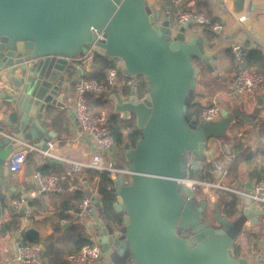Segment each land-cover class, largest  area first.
I'll return each instance as SVG.
<instances>
[{
    "label": "water",
    "instance_id": "95a60500",
    "mask_svg": "<svg viewBox=\"0 0 264 264\" xmlns=\"http://www.w3.org/2000/svg\"><path fill=\"white\" fill-rule=\"evenodd\" d=\"M228 2L236 16L255 10L253 0ZM190 28L161 22L149 0H0V78L10 85L0 94V218L2 192L17 180L9 164L23 144L49 150L57 139L50 130L55 110L70 102L69 78L82 58L94 53L119 62L128 77L143 76L148 84L145 94L136 85L127 97L111 91L113 115L134 118L141 138L135 148L125 145L129 182L118 178L112 189L122 225L94 211L106 263L252 264L234 247L247 228L259 223L264 209L241 198L234 216L222 215L220 202L211 216L208 203L181 184L214 158L215 151L207 152L212 142L245 119L239 110H223L215 123L188 116L199 65L218 74V54H210ZM100 33L104 42H97ZM49 165L63 170L61 162ZM1 231L4 236L6 227ZM38 237L33 228L25 232L29 242Z\"/></svg>",
    "mask_w": 264,
    "mask_h": 264
},
{
    "label": "crops",
    "instance_id": "0c3cea01",
    "mask_svg": "<svg viewBox=\"0 0 264 264\" xmlns=\"http://www.w3.org/2000/svg\"><path fill=\"white\" fill-rule=\"evenodd\" d=\"M184 1L186 8L192 12L203 13L200 8H198V5H208L210 16L205 13L203 14L224 26L223 34L220 36L214 35L215 38H213V40L208 39L203 34L204 30L210 32L207 28L198 26L192 29L190 28V33L204 40L210 54H218V74L215 77L212 76L213 79L207 74L208 69L199 65V69H201L200 80L202 82H197L198 84L195 92L198 94V97L196 100L202 104L203 109L211 105H219L222 110H227L229 113L239 110L245 116V119L238 121L235 127L228 130L224 138L212 142L207 152L211 153L215 151L214 158L204 163L202 165V170L196 174H201L205 169H209L212 173L217 170L220 175H215L214 183L210 184L224 185L232 190H242L247 188L250 184L253 187L254 183L264 175V147L261 143V137L263 136L261 130L264 129V89L256 90L253 93H247L241 97L235 96L233 94V80L238 71V65L236 61L230 59L229 54L233 46L242 47L245 53L251 49L261 50L264 53V44L262 43V37L264 36V0H253L255 10L251 13H243L239 16L234 15L230 11L231 5L228 0ZM149 3L155 13H161V22L169 20L175 29H181L176 25L174 11L169 0H149ZM240 16H244L245 19L243 22L239 20ZM114 66L121 70L119 62H114ZM94 71L95 67L93 60L91 64L77 66L75 75L69 78V89L71 93L70 102L65 109L55 110L57 118H55L50 125V130L57 134V139L53 141L54 150L52 149L51 151L55 155L69 157L78 161H90L92 155L97 152L93 140L82 131L74 114V102L77 97L75 84L84 76L92 78ZM258 73L264 74V61L262 72ZM1 75L2 74H0V77ZM127 78L128 76L121 70L119 81L113 88L118 89L120 95L123 97H127L131 90H129L128 94H125L124 89L135 85V83L140 80V78L137 77H130L128 80ZM3 84L5 85L3 91L8 90L10 85ZM1 93L2 91H0V94ZM110 96L111 92L107 96L98 97L105 98L109 101L110 109L101 111L106 112L109 119L113 115L114 109V104L110 100ZM40 157L42 160L41 162L39 160ZM121 161L123 165L124 163L127 165V160L125 158H122ZM49 162L52 161L39 153L30 154L27 157L23 170L18 173V175H14L17 177V180H12L10 182V188L2 192L5 195V200L1 201L0 264H15L16 250L20 241L23 243L42 242L54 234L55 226H57L59 222L67 228L70 227V223H79L84 227V232L89 239L92 235L95 240L98 239L97 231L94 228H97L96 226L99 224V216H95V218L88 220H80L75 212L78 204L75 210L66 211V207L69 203L71 205L76 203L73 199L75 195L74 192L80 191L85 194L88 189H94L99 185L100 180L97 181L95 176L91 178L88 171L78 178H67L64 181V185L67 189L64 194L46 195L44 198L32 200L30 202L32 206H30L29 203L28 209L22 208L18 212L15 211L19 214L21 210L24 209L25 211L23 215L20 214L21 218L19 219L21 223L20 228L24 227L21 233L20 228L13 232L4 225V222L7 220V211L3 209V206H8L13 209L11 206L12 201L27 195L35 184L33 181L34 172L38 170L42 172L45 170L49 173L63 172L64 169L58 171L51 166V169H46L45 166L49 165ZM210 165L213 166V168H211ZM225 172H227V175H224ZM14 190L15 192H12ZM9 194H11V196ZM195 194L198 199H201V197H199V192ZM65 214L70 215L71 218L60 221L61 215ZM108 221L111 222L110 220ZM90 222L93 224L91 228L89 227ZM260 225H264V216L259 217V223L257 225L249 227L247 230L251 231ZM2 226L6 227L4 236L1 231ZM32 228L39 233V237L34 242H29L25 238V232ZM245 232L240 237L235 251H237L240 256L250 258L252 264H258L261 260L264 261V241L257 240L258 238L251 235L250 240L252 248L247 250L248 247L246 242L241 241L246 234ZM40 245L44 247L43 244Z\"/></svg>",
    "mask_w": 264,
    "mask_h": 264
},
{
    "label": "built area",
    "instance_id": "2783aa9c",
    "mask_svg": "<svg viewBox=\"0 0 264 264\" xmlns=\"http://www.w3.org/2000/svg\"><path fill=\"white\" fill-rule=\"evenodd\" d=\"M174 11L176 25L183 28L185 25L205 27L214 35H222L224 26L214 22L211 18L203 13L192 12L185 6L184 0H169ZM244 16H240L239 20L244 21ZM103 33L98 34L97 42H104ZM264 44V36L262 37ZM231 52L237 65L242 66L246 53L240 46H233ZM96 54L91 53L82 58V64H91ZM121 70L117 67H112L106 74L104 82H99L89 76L80 78L75 84V92L77 94L74 102V114L82 131L86 133L94 142L97 152L92 155L90 161H78L69 157L58 156L52 153L53 145L49 143V150L41 151L27 144L25 148L15 155L12 162L9 164V171L18 175L23 170L27 161V157L32 153H39L43 157L51 161L61 162L63 164V172H50L44 174L38 170L33 174L34 187L29 190L25 197H20L12 201L11 206L14 211H19L22 208H27L32 200L44 198L46 195H58L66 192L64 181L67 178H78L87 171H92L96 175V180H100L102 173H108L112 179L117 180L119 176L124 177L127 183L130 180V171L119 165L122 158L126 159L125 146H119L115 137L110 133V124L108 114L106 112H93L89 105L90 97L107 96L119 81ZM5 89V85L0 80V91ZM264 89V74L251 72L248 70H239L233 80V94L241 97L247 93H253L256 90ZM222 109L219 105H211L204 109L198 118L201 122L215 123L222 119ZM261 143L264 147V135L261 137ZM227 175V172L224 173ZM128 179H126V178ZM187 186L193 193L201 185L214 187L236 194L240 199L249 198L253 205L264 209V175L256 181L248 192L247 188L242 190H232L224 185H213L205 181L192 180L187 178L181 182ZM98 198V187L88 189L79 201L76 215L80 220H88L94 218L96 206L93 201ZM24 227L20 228V233ZM93 236V235H92ZM91 236V244L84 246L80 251L68 255L69 264H106L104 253L99 244L98 239L95 240ZM15 262L17 264H46L45 248L40 244L35 243H20L17 246Z\"/></svg>",
    "mask_w": 264,
    "mask_h": 264
},
{
    "label": "trees",
    "instance_id": "16d2710c",
    "mask_svg": "<svg viewBox=\"0 0 264 264\" xmlns=\"http://www.w3.org/2000/svg\"><path fill=\"white\" fill-rule=\"evenodd\" d=\"M198 8H200L201 12L210 16L209 6L206 4H199ZM214 21V20H213ZM216 22V21H214ZM203 34L210 40H213L214 34L208 32L206 30L203 31ZM230 59L234 60V56L230 50ZM264 61V53L261 50L251 49L246 51L245 61L242 66L237 67L239 70H248L251 72H262ZM94 67L95 71L92 75V78L99 81L104 82L106 79V74L109 69L114 66V62L109 61L106 57L95 55L94 57ZM237 71V72H238ZM130 77L127 78V80ZM140 78L138 82L135 83L137 90L141 94H145L147 92V81L143 76H137ZM132 86L125 88V94L129 93V90ZM198 94L195 92L194 96L189 100L188 103V116L189 117H197L199 118L203 109V106L196 99ZM89 105L93 112L99 113L101 111L110 109V103L105 98H94L90 97ZM206 109V108H205ZM110 123V133L115 137L119 146L129 145L131 148H135L138 141L141 138V132L138 130L135 119H128L125 117H120L116 115H112L109 119ZM261 134L264 135V129L261 130ZM46 169H51L50 165L45 166ZM54 171V170H53ZM91 178H94L96 175L92 171H88ZM44 174H48L43 170ZM215 173L211 172L209 169H205L201 174H196L191 172L190 179L198 180V181H206L208 183H214ZM115 186V180L112 179L110 174L102 173L100 175V182L98 187V198L99 203L96 205V208L100 212L101 215H104L108 220L115 223L117 226H121L123 222V218L121 214H118L114 209V204L116 202V197L112 192V189ZM74 202L72 205L69 203L66 207L67 210H75L76 205L83 197V192L76 191L74 192ZM221 199L220 203L224 208V212L226 216L232 217L236 214L237 207L239 204V197L235 194H231L228 192H220ZM32 206V203H30ZM3 209L7 211V220L4 222V225L7 229L11 231H17L21 223L19 219L21 215L15 212L13 209L8 206H3ZM77 210V209H76ZM77 212V211H75ZM4 214V212H3ZM9 217V220H8ZM75 218L74 216H72ZM71 216L68 214L61 215L60 221L68 220ZM255 236V235H254ZM251 241V240H250ZM35 243L43 244L46 252L45 259L47 264H69L67 257L72 253H76L80 251L84 246L91 244V240L84 232V227L79 223H70V227H66L62 225L60 222L57 226H55L54 234L42 242L36 241Z\"/></svg>",
    "mask_w": 264,
    "mask_h": 264
},
{
    "label": "rangeland",
    "instance_id": "374dc122",
    "mask_svg": "<svg viewBox=\"0 0 264 264\" xmlns=\"http://www.w3.org/2000/svg\"><path fill=\"white\" fill-rule=\"evenodd\" d=\"M192 28H195V26H192L191 29ZM181 29H183V28H181ZM219 65H221V64H219ZM219 68H220V66H219ZM200 71H201V69H200ZM207 74L210 76L211 79H213L212 76L215 77L214 73H212L209 70H208ZM200 79H201V74L199 73V77L197 79V82H200L201 83L202 81ZM121 162L122 161L119 162V165L121 167H126L127 168V165L125 163L123 165V163H121ZM124 162H125V160H124ZM119 178L122 179L124 177L123 176H119ZM126 179H128V178H126ZM222 191L228 192V191L221 190V189H217V188H214V187H207L205 185H201L197 189L196 193L199 192V194H200L199 197H201V199H206L209 202L210 209L211 210H213V209L215 210L216 209V204L218 202H220V199H221L220 192H222ZM221 213H222V215H225L224 208H222V207H221ZM245 233L246 234H245L244 238L241 241L246 242L247 247H248L247 250H249L250 248H252L251 241H250V236L251 235H255V237L258 238L257 240L264 241V225H260L257 228L255 227V229H252L251 231L250 230H247ZM15 264H17V263L15 262Z\"/></svg>",
    "mask_w": 264,
    "mask_h": 264
},
{
    "label": "flooded vegetation",
    "instance_id": "af4514ba",
    "mask_svg": "<svg viewBox=\"0 0 264 264\" xmlns=\"http://www.w3.org/2000/svg\"><path fill=\"white\" fill-rule=\"evenodd\" d=\"M199 201H206L207 203H208V209H207V211H210L211 212V216H214L215 215V213H216V210H211L210 209V205H209V202L206 200V199H199ZM224 216H226V215H224ZM216 227H218V226H216ZM238 245V244H237ZM237 245H235V247H234V249H236L237 248Z\"/></svg>",
    "mask_w": 264,
    "mask_h": 264
}]
</instances>
